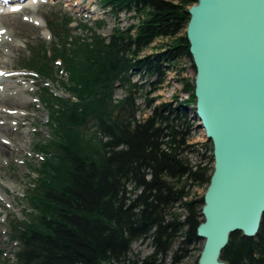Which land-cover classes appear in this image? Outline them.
Returning <instances> with one entry per match:
<instances>
[{
  "label": "trees",
  "instance_id": "16d2710c",
  "mask_svg": "<svg viewBox=\"0 0 264 264\" xmlns=\"http://www.w3.org/2000/svg\"><path fill=\"white\" fill-rule=\"evenodd\" d=\"M197 2L100 0L115 19L132 12L138 17L137 24L117 26L108 36L98 32L104 20L81 25L84 36L72 34V16L47 20L53 40L29 46L24 69L40 81L50 138L36 145L43 159L25 194V219L9 222L16 261L0 248V264H166L175 246L171 264L189 255L204 222V197L191 198L192 193L209 185L214 172L211 142L200 145L202 153L191 143L199 131L195 85L181 78L182 59H192L181 34ZM160 39L171 42L143 54ZM167 72L179 75L189 98L155 105L151 95L166 83ZM62 73L63 93L55 86ZM135 77L147 78L151 89L147 117H139L145 111L137 95L145 84ZM118 87L127 93L121 100L114 98ZM189 154L199 162L193 165ZM144 241L154 254L132 260L133 245ZM221 258L264 264V215L257 236L232 234Z\"/></svg>",
  "mask_w": 264,
  "mask_h": 264
},
{
  "label": "water",
  "instance_id": "95a60500",
  "mask_svg": "<svg viewBox=\"0 0 264 264\" xmlns=\"http://www.w3.org/2000/svg\"><path fill=\"white\" fill-rule=\"evenodd\" d=\"M186 37L196 69L193 118L213 145L198 264L222 260L232 234L264 215V0H197Z\"/></svg>",
  "mask_w": 264,
  "mask_h": 264
},
{
  "label": "rangeland",
  "instance_id": "374dc122",
  "mask_svg": "<svg viewBox=\"0 0 264 264\" xmlns=\"http://www.w3.org/2000/svg\"><path fill=\"white\" fill-rule=\"evenodd\" d=\"M80 2L75 0H26L22 6H18V10L12 12L0 6V92L7 90L9 93H13L9 99L23 101L22 104L16 103L17 106L11 107H4L1 104L4 111L0 112V125L14 127L10 131L9 137L0 130V144L3 146L0 148V248L6 252L11 262L16 261L14 255L18 251V244L10 239L9 222L12 218L25 219V207L28 204L25 194H28L32 188L33 180L36 178L34 168L38 167L43 159V156L36 150V145L50 138L49 113L41 104L38 96L40 81L35 73L24 69L31 56L29 46L37 47L41 43L50 45L53 36L48 30L47 20H55L63 16L74 17V22L70 25L74 36L86 35V31L81 25L88 24L93 27L94 21L97 20L106 22V27L98 31L105 36L111 34L117 26L126 29L130 25L138 23V17L134 12L121 13L115 19L109 11L104 10L100 0H82ZM185 34L186 31L181 36H185ZM169 42L171 41L160 39L143 54H153ZM180 68H184L181 78H185L190 81L191 85H195L196 69L193 60L191 58L182 59ZM65 80L67 81L65 74L57 75L55 86L60 89L61 82ZM134 82L139 85L145 84L137 95V103L141 110L145 111L146 98L151 90L146 83L147 78L135 77ZM24 87H27V90H24ZM61 93H63L62 90ZM126 94L122 88L118 87L115 90L114 98L121 100ZM151 97L155 98L154 104L158 105L163 102H173L176 98L179 101L187 100L189 94L183 90V83L179 80V75L176 72H167L166 83ZM14 101H10V103H14ZM14 112H18L20 115ZM150 112V110L140 112L139 117H147ZM15 134L21 138L18 142L21 150H18L17 146L14 148L16 145ZM3 141L8 144L2 143ZM209 142L200 129L194 133L191 140L192 144H198L196 148L201 153L206 150L200 145L209 144ZM209 145L210 148L213 146L211 143ZM9 146L12 148L10 149ZM212 154V151L208 153V155ZM189 158L193 165L199 162L196 155L189 154ZM207 188L208 185L195 187L191 198L201 200ZM181 211L179 210V212ZM203 247V240L195 242L190 247L189 255L181 264H197ZM176 248L175 246L173 251ZM173 251L169 254L166 264H171ZM153 254L154 247L150 242H138L133 245L130 258L142 261Z\"/></svg>",
  "mask_w": 264,
  "mask_h": 264
},
{
  "label": "bare ground",
  "instance_id": "6f19581e",
  "mask_svg": "<svg viewBox=\"0 0 264 264\" xmlns=\"http://www.w3.org/2000/svg\"><path fill=\"white\" fill-rule=\"evenodd\" d=\"M7 1H9V2H14V3H11V4H13V8L14 9H18V6H22L21 4H22V2L24 1V0H7ZM76 2H80V1H82V0H75ZM81 3V2H80ZM33 4V3H32ZM29 89V88H28ZM24 90H27V87H24ZM23 92H25V91H23ZM12 94L13 93H9V92H7V90L6 91H1L0 92V112H2V111H4V107H11V106H15L16 105V103L17 104H22L23 103V101H14V100H12V99H9V97H12ZM14 96V95H13ZM22 100V99H21ZM10 101H14V103H10ZM1 104H3L4 105V107L1 105ZM17 106V105H16ZM6 109V108H5ZM10 109H14V108H10ZM15 114H19L18 112H14ZM20 115V114H19ZM3 128V129H2ZM12 129H14V127H6V126H3V125H0V130H2V132L4 133V135L5 136H8L9 134H10V131H12ZM1 135V134H0ZM9 137V136H8ZM20 136L19 135H17V134H15V138H14V142H15V144L16 145H14V148L17 146L18 147V150H21V149H19V148H21L20 146H19V141H20ZM2 143H7L8 144V142H6V141H3ZM2 144H0V148L1 147H3V146H1ZM16 147V148H17ZM9 148L11 149L12 147L11 146H9ZM3 149V148H2ZM11 151V150H10ZM197 158V157H196ZM198 162V161H197ZM201 165V164H200Z\"/></svg>",
  "mask_w": 264,
  "mask_h": 264
}]
</instances>
